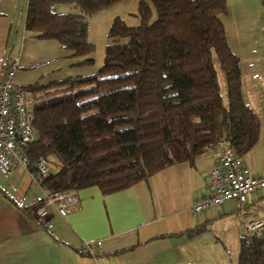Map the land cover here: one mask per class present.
<instances>
[{
  "label": "trees",
  "instance_id": "16d2710c",
  "mask_svg": "<svg viewBox=\"0 0 264 264\" xmlns=\"http://www.w3.org/2000/svg\"><path fill=\"white\" fill-rule=\"evenodd\" d=\"M118 1L28 0L25 29L57 40L74 65H90L95 44L86 14ZM60 3L79 11L59 12ZM227 6L228 0H138L140 23L114 18L98 70L23 85L34 98L37 131L27 154L32 163L44 156L50 165L41 184L50 191L96 185L109 194L193 162L221 139L238 156L250 150L260 118L243 98L240 60L222 19ZM214 54L225 72L227 102ZM0 193L12 199L1 186ZM238 263L264 264V226L240 237Z\"/></svg>",
  "mask_w": 264,
  "mask_h": 264
},
{
  "label": "crops",
  "instance_id": "0c3cea01",
  "mask_svg": "<svg viewBox=\"0 0 264 264\" xmlns=\"http://www.w3.org/2000/svg\"><path fill=\"white\" fill-rule=\"evenodd\" d=\"M15 18L8 0H0V57L19 58L16 82L23 85L21 68L41 63L40 70L55 59L22 63L29 60L28 53L24 56L17 45L27 30L25 23L15 28ZM222 19L229 28V44L232 27L240 45L247 48L241 60L255 67L246 73L241 69L242 94L260 118V136L240 157L253 175L264 176L263 0H228ZM28 38L34 47L43 40L30 33ZM64 51L56 60L66 59L74 67L77 59ZM50 70L35 81L53 80ZM218 158L214 144L193 162L174 163L125 189L109 194L96 185L79 189L80 200L67 215L51 207L43 221L31 213L35 198L43 192L41 185L19 165L8 176L0 173V186L12 198L0 193V264H239L244 222L264 218V191L250 195L246 213L233 200L195 213L193 205L207 192L206 173ZM196 228L202 230L188 235ZM85 241L93 242L86 246ZM84 248L92 254H85Z\"/></svg>",
  "mask_w": 264,
  "mask_h": 264
},
{
  "label": "built area",
  "instance_id": "2783aa9c",
  "mask_svg": "<svg viewBox=\"0 0 264 264\" xmlns=\"http://www.w3.org/2000/svg\"><path fill=\"white\" fill-rule=\"evenodd\" d=\"M20 67L17 56L0 57V173L8 176L19 165L41 185L39 194L31 208L32 215L43 221L55 207L62 215H67L79 202V189L50 191L41 184V178L49 172V161L39 157L31 162L27 149L35 140L37 131L34 126V98L23 85L16 82ZM219 149L218 163L205 176L207 192L193 205L195 213L208 208H216L226 201L233 200L238 210L246 213L247 202L253 193L264 191V176H255L251 168L237 155L235 148L225 139L216 143ZM264 226V218L244 222L247 234L258 231ZM93 241H85L89 246ZM96 245L101 240L95 241ZM92 254L88 248L82 250Z\"/></svg>",
  "mask_w": 264,
  "mask_h": 264
},
{
  "label": "rangeland",
  "instance_id": "374dc122",
  "mask_svg": "<svg viewBox=\"0 0 264 264\" xmlns=\"http://www.w3.org/2000/svg\"><path fill=\"white\" fill-rule=\"evenodd\" d=\"M27 1L28 0H14L13 2H11L10 0H8V3H10L12 11L16 17L14 24L15 28L18 27L19 23L22 24L25 23ZM137 3L138 0H121L99 10L96 13L86 14V18L89 22V38L95 44V51L92 54V57L95 59V62L90 65L78 64V65H74V67H70V65L67 64L66 59L56 60V58L61 57L65 53L64 49L59 46L57 40L43 39L39 41L38 47H34L31 46L32 44L29 42L32 41L31 40L32 38H28L30 32L26 31V36L25 35L22 36L21 33L17 46L21 51H23L24 56L28 53L26 57L29 59L27 61L22 60V63L23 62L37 63V62H41L42 60L55 59L51 61V63L48 65L47 68H42L40 70H39L40 66L33 68V70H31V68H26V67L21 68L19 71L20 75L23 76V80L21 81V83L23 85H26L29 82H34L35 80H37L41 72L44 73V71H49L50 69H53L54 72V75L52 77L53 79L63 78L71 75H87L98 70L103 64L105 45L108 42H110V38L108 37L107 33L114 18L116 16H121L129 25H137L140 23L139 16L135 14L137 10ZM56 10L59 12L79 11V9L73 3L57 4ZM155 17H156V13H154L152 20H154ZM225 29L227 33V30H229V28L227 27ZM230 29H231V38L229 39L230 46L232 50L239 57L241 69L244 71V73H246L247 71L249 72L252 68L254 69L255 67L253 66L250 68V62L243 59L241 60V56H240L242 55L243 52L247 50V48L244 45H240L243 43H241V41H239L236 38V36H234V31H235L234 28L231 27ZM213 59L218 73L221 94L224 99V102H227V85H226L225 72L220 67L219 59L217 58L216 54H214ZM38 65H41V63H39ZM57 65H59L60 69L55 68V66ZM256 67L258 66L256 65ZM46 80L47 78L45 77L41 80V82H44ZM51 168L52 170H55L56 166L53 165ZM244 232L246 233L245 229Z\"/></svg>",
  "mask_w": 264,
  "mask_h": 264
}]
</instances>
